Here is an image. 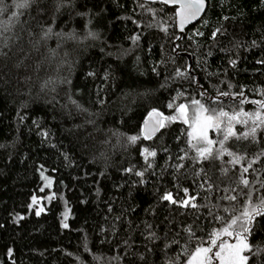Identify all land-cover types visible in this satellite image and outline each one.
<instances>
[{
  "label": "trees",
  "instance_id": "obj_1",
  "mask_svg": "<svg viewBox=\"0 0 264 264\" xmlns=\"http://www.w3.org/2000/svg\"><path fill=\"white\" fill-rule=\"evenodd\" d=\"M206 1L180 37L176 8L162 3L4 0L0 264H187L196 247L239 244L222 229L264 197V124L241 136L255 113L264 119L253 103H264V0ZM193 100L252 118L220 117L216 128L204 112L193 124ZM156 111L164 127L145 140ZM243 226L231 231L249 245L246 264H264V216Z\"/></svg>",
  "mask_w": 264,
  "mask_h": 264
},
{
  "label": "snow or ice",
  "instance_id": "obj_2",
  "mask_svg": "<svg viewBox=\"0 0 264 264\" xmlns=\"http://www.w3.org/2000/svg\"><path fill=\"white\" fill-rule=\"evenodd\" d=\"M62 2L63 0H61V6H62ZM163 3H176L178 2V0H162ZM180 2V10L177 12L178 16H181L182 19H187V17L185 16V10H191L190 11V15L191 16H196L200 11L203 10L204 7V0H189V2L185 3L183 2V0H179ZM14 3L16 4L17 7H19L20 9H27L30 8L31 5L33 3H35V0H14ZM59 10V9H58ZM6 9L4 7V0H0V13L5 12ZM23 14V13H21ZM17 13L16 12H12L11 13V17H16ZM51 28L48 29L49 32H51ZM213 35L215 36V33H213ZM233 64L235 63V61L232 62ZM91 75V73H90ZM222 95L227 96L228 93H222ZM238 95H243V93H239ZM194 105H197V107L195 108L194 112H193V124H195L196 122L199 121L200 119V115L204 112H210L211 115H208L205 117V120L208 123L209 127H216L219 128L220 124H219V118L220 117H228V119L231 120H237V117L240 115L243 116H247L249 119L252 118V116L249 113L243 112V110H241L239 113H236L235 115L229 116V114L225 111H223L222 109L219 110V112H217V109L215 108H205L203 104L200 103V101L198 100H193L192 102ZM241 103H244V101L242 100ZM253 103H259L260 108L264 109V103L259 102V101H253ZM172 105L170 104L169 107H171ZM177 112L180 113V117L184 119L185 123H188V118H187V108L185 105L181 104L178 108H177ZM151 115V114H150ZM158 115V114H157ZM255 117H256V121H259V123H257L256 127H253L251 129L250 132H245L242 133L241 136L244 139H247L250 135L251 136H255V133L257 131V128L260 126V124H264V119H261L260 113L257 112L255 113ZM169 119H177V117H171ZM237 122H243V123H247V121H237ZM158 125L159 127H164V123H163V118L158 121ZM156 129L153 128V131H155ZM188 135L190 137H192V133L189 132ZM236 135L235 132H233L231 126L229 125L228 129H227V134L225 135L224 139L227 140L229 139L230 136H234ZM147 138V137H146ZM200 139H202L203 141H205L207 144L211 145L212 141L207 139L206 136L201 137ZM129 140L131 142H135L137 140V137L132 136L129 137ZM221 143H223V141H221ZM145 152H147L148 156H155V152H148L147 149L144 150ZM199 155L201 157H203L204 159H208L209 157L212 156V149L210 147H203V148H198L197 149ZM264 154V153H262ZM242 159V157H236L233 160V163H237L239 162V160ZM251 165H249L250 167ZM126 171H131V169H127ZM244 173L248 172V168H244L243 169ZM139 176H143V172H138L136 173ZM240 182L247 187L249 185V181L245 178H241ZM249 198V201H251V193H247L246 194ZM163 199L165 200H171L172 196L171 194H166ZM228 199L231 200H236L237 197L236 196H230L228 197ZM175 202V201H174ZM33 203H36V198L33 197ZM184 205L188 204V201L185 200L183 201ZM31 207V205L29 206ZM40 211H43V209H39L37 211V215L40 214ZM67 215L68 213L65 212L64 216L65 219H67ZM256 216H264V197L260 198L259 203H252L250 204L249 207L245 208L244 211L241 212L240 216L238 217H234L231 220V223L227 224V226L225 228L222 229L223 234L225 235H233L235 234L237 237V240L239 241L238 245H225L223 242H221L220 245H218V247L220 248V252L215 253L214 255L221 258L222 262H223V254L225 252V250H227L229 252V259L227 261V264H246V262L248 261V257L243 255L244 252L249 251V245L248 243L244 240L241 239V233L237 232V233H233V231H231L235 225H237L238 222L243 223V233H249L250 232V228L247 225H250L252 223V220L254 217ZM64 227H67V224L63 225ZM214 235H216L214 233ZM213 244L216 243L215 239L212 241ZM11 251V250H10ZM212 252V248L210 247H196L194 249V251H192L189 254V259L187 261V264H209L210 262V257H209V253Z\"/></svg>",
  "mask_w": 264,
  "mask_h": 264
},
{
  "label": "water",
  "instance_id": "obj_3",
  "mask_svg": "<svg viewBox=\"0 0 264 264\" xmlns=\"http://www.w3.org/2000/svg\"><path fill=\"white\" fill-rule=\"evenodd\" d=\"M138 1L144 3H162L168 7L176 8V27L180 37L183 35L185 30L200 22V20L204 17L208 8V2L204 0V7L202 11H200L196 16L193 17L190 15L191 10H185V16L187 17V19H182L181 16L177 15V12L180 10L179 0L176 3H172V2L163 3L162 0H138ZM183 2L187 3L189 2V0H183ZM150 114L144 120L141 129L142 136L145 138V140H151L159 133L161 127H159L158 121H160L162 118L164 119V116L158 111L152 112ZM153 128H155L156 130L153 131Z\"/></svg>",
  "mask_w": 264,
  "mask_h": 264
},
{
  "label": "rangeland",
  "instance_id": "obj_4",
  "mask_svg": "<svg viewBox=\"0 0 264 264\" xmlns=\"http://www.w3.org/2000/svg\"><path fill=\"white\" fill-rule=\"evenodd\" d=\"M235 245H238V244H235ZM219 252H220V250H219ZM214 254L215 253L213 251H212V253L208 254L211 260H213L216 257L215 260H216L217 264H227V261L229 259V252L227 250H225V252L223 254V257H224L223 262H222L221 258L215 256ZM215 260H213L212 262H209V264H214Z\"/></svg>",
  "mask_w": 264,
  "mask_h": 264
}]
</instances>
